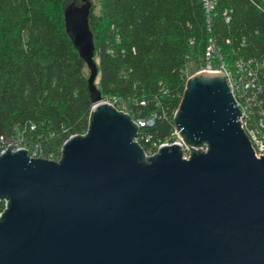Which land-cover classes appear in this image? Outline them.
I'll use <instances>...</instances> for the list:
<instances>
[{"label": "water", "instance_id": "1", "mask_svg": "<svg viewBox=\"0 0 264 264\" xmlns=\"http://www.w3.org/2000/svg\"><path fill=\"white\" fill-rule=\"evenodd\" d=\"M91 11L89 1L65 9L90 72L89 128L59 160L14 143L0 154V264H264V155L225 73L188 76L174 114L185 145L147 156L142 126L96 85Z\"/></svg>", "mask_w": 264, "mask_h": 264}, {"label": "trees", "instance_id": "2", "mask_svg": "<svg viewBox=\"0 0 264 264\" xmlns=\"http://www.w3.org/2000/svg\"><path fill=\"white\" fill-rule=\"evenodd\" d=\"M84 0H0V137L37 144L59 160L64 142L85 134L93 100L90 72L65 26V9ZM96 85L135 120L154 117L137 139L148 150L176 138L174 114L184 95L190 60L235 69L251 62L252 126L264 125V0H93ZM264 134V127L260 128ZM5 202L0 201V213Z\"/></svg>", "mask_w": 264, "mask_h": 264}, {"label": "built area", "instance_id": "3", "mask_svg": "<svg viewBox=\"0 0 264 264\" xmlns=\"http://www.w3.org/2000/svg\"><path fill=\"white\" fill-rule=\"evenodd\" d=\"M204 5L208 14V18H210L211 13L214 9L215 2L216 0H203ZM215 54H219L218 48L215 44V42L211 39V43L208 46L206 50V58L208 62L200 68L197 69V71H210V72H224L227 78L228 86L234 95L240 109L242 112L241 115V121L243 124V127L245 128L251 142L253 145V148L255 150V153L258 157L261 155H264V134L262 133L260 128H263L264 125L261 123L259 127L257 126H252L248 118L252 114V103L255 99L254 96V90H256L259 86L256 81V73L253 70V67L251 66V62H243V61H238L236 63L235 69L229 68L226 66V64L221 60L220 64L214 65L211 62L212 57ZM196 72V71H195ZM107 102L114 106H120L119 100L117 98L113 99H106ZM118 108V107H117ZM119 109V108H118ZM125 111V110H124ZM127 112V111H126ZM139 125L146 126V125H153L154 123V117H150L148 119L144 120H136ZM176 138L173 140H168L164 142V144H173L175 142L181 143L183 146L185 145L184 141L180 139L177 135V132L175 131ZM135 140L138 141L137 137ZM17 142V143H16ZM14 143V144H13ZM13 144V150H18L21 148H26L28 150V153L30 154L31 157H44V158H49L52 159L51 157H45L43 149L40 147L39 144L33 146V147H28L22 138L17 137L13 138L11 140L5 139L3 137H0V154L5 152L9 145ZM163 143L161 144H154L153 147L149 148L146 151L147 156H152L156 154L159 151V148L161 147ZM185 157H189V152L185 150ZM5 202V201H4ZM6 208V202H5V207L3 211ZM2 211V212H3ZM1 212V213H2ZM0 213V215H1Z\"/></svg>", "mask_w": 264, "mask_h": 264}, {"label": "rangeland", "instance_id": "4", "mask_svg": "<svg viewBox=\"0 0 264 264\" xmlns=\"http://www.w3.org/2000/svg\"><path fill=\"white\" fill-rule=\"evenodd\" d=\"M72 1V0H71ZM84 1H91V0H84ZM96 4L98 3V0H93ZM200 68V67H198ZM196 67V62L194 60H190L188 63V73L191 75L192 73H194L195 71H197L198 69ZM120 110H125V108L123 106H117ZM126 111V110H125Z\"/></svg>", "mask_w": 264, "mask_h": 264}]
</instances>
